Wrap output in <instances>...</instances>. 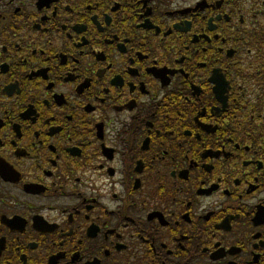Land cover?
I'll return each instance as SVG.
<instances>
[{
    "label": "flooded vegetation",
    "instance_id": "flooded-vegetation-1",
    "mask_svg": "<svg viewBox=\"0 0 264 264\" xmlns=\"http://www.w3.org/2000/svg\"><path fill=\"white\" fill-rule=\"evenodd\" d=\"M0 264H264V0H0Z\"/></svg>",
    "mask_w": 264,
    "mask_h": 264
}]
</instances>
